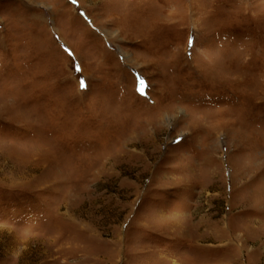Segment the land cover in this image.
Segmentation results:
<instances>
[{
  "label": "rangeland",
  "instance_id": "1",
  "mask_svg": "<svg viewBox=\"0 0 264 264\" xmlns=\"http://www.w3.org/2000/svg\"><path fill=\"white\" fill-rule=\"evenodd\" d=\"M0 264H264V0H0Z\"/></svg>",
  "mask_w": 264,
  "mask_h": 264
},
{
  "label": "snow or ice",
  "instance_id": "2",
  "mask_svg": "<svg viewBox=\"0 0 264 264\" xmlns=\"http://www.w3.org/2000/svg\"><path fill=\"white\" fill-rule=\"evenodd\" d=\"M83 86V85H82Z\"/></svg>",
  "mask_w": 264,
  "mask_h": 264
}]
</instances>
